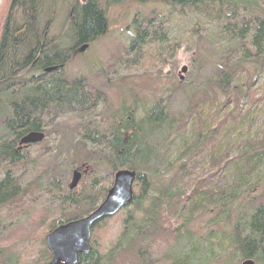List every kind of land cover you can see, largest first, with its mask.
<instances>
[{"label": "trees", "instance_id": "16d2710c", "mask_svg": "<svg viewBox=\"0 0 264 264\" xmlns=\"http://www.w3.org/2000/svg\"><path fill=\"white\" fill-rule=\"evenodd\" d=\"M161 1L168 17L135 20L128 53L154 41L159 53L165 51L171 19L179 17L191 33L208 39L216 60L209 77L184 93L182 114L172 116L156 103L139 119L127 118L120 107L104 120L98 114L102 96L62 72L75 46L104 32L99 0L75 4L69 22L75 33L56 45L46 25L60 1L9 0L0 11V236L15 227L25 232L20 244L0 246V264L49 262L45 235L90 214L119 170L136 175L132 201L119 212L120 233L103 245L96 233L107 219L96 224L91 252L77 264H264V0ZM64 120L86 151L82 163L103 170L90 175L85 167L72 191L60 171L70 157L54 158L57 147L48 151L44 144ZM31 133L44 139L24 148ZM258 187L259 198L234 209ZM207 215V231L196 233L192 225ZM42 218L37 240L32 226ZM32 240L35 258L25 263L24 246Z\"/></svg>", "mask_w": 264, "mask_h": 264}, {"label": "rangeland", "instance_id": "374dc122", "mask_svg": "<svg viewBox=\"0 0 264 264\" xmlns=\"http://www.w3.org/2000/svg\"><path fill=\"white\" fill-rule=\"evenodd\" d=\"M56 1L60 2L52 6L53 19L48 23L45 21L47 23V37L53 42V45L60 43L57 42L59 37L65 36L69 39L72 37L71 33H75V27L69 26V22L73 17L75 4H82L88 0ZM99 2L100 4H98L104 12V32L88 43L75 46L65 56V59L62 60V72H64L66 80L73 81L76 78H82L88 88L97 91L102 96L103 101L98 114L101 113L104 120L113 116V113L116 114L120 107H124L127 118L132 115L139 119L147 113V109L156 103L165 105L172 116L182 114L186 108L184 93L195 82L198 83L202 81V78L209 77L215 63V57H210L211 49L208 48V39L198 33H191L189 31L190 23L186 19H179L178 17L171 19L168 28L170 34H168L167 45L164 46L167 51H160L161 53H159L158 48L161 45L154 41L144 45L141 53L136 51L128 53L130 42L134 37L133 22L142 19L148 20L159 14L167 18V9L161 4V0H123L120 4H109L107 0H99ZM7 5L9 6V0H3L0 11H4ZM70 42L72 41L68 43ZM125 60L129 62L124 65L123 61ZM132 60L135 61L132 62ZM183 68H185V72H182ZM70 127L69 122L64 120L56 129L58 133L54 130V134L47 136L46 132L49 130L44 132L46 135L44 144L48 147V151L50 148L55 149L57 147L56 152L53 150L54 158L58 153L62 157H70V160L66 161L60 170L63 176L61 182L68 191L79 189V187L72 190L69 188L72 181V164H74V170L78 172L86 171L85 167L88 166L90 175L100 174L103 171L101 167L93 169L92 165H87L93 164L92 162L86 164L83 161L82 163L83 154L86 151L79 147L81 145L75 140L76 135L74 132L72 133L74 130ZM42 139H44V134ZM39 142L30 143L24 148L36 147ZM74 143L76 145L72 147ZM75 148L76 150L72 151ZM95 152L91 153L94 154ZM89 177V175L85 177V182ZM260 192L261 188L258 187L252 194L244 195L236 203L234 209L249 198L254 200L259 198ZM30 194L35 195L36 193L30 192ZM122 213L107 219L98 229L96 234L103 245L112 241L120 233ZM208 218H210L209 215L199 218L192 225V229L199 234L205 233L207 231L205 223ZM44 221L45 218H42L41 222H36L32 226L33 237L37 240L44 230ZM219 229L222 232L225 231L224 226H219ZM23 233L25 232L22 228H12L0 236V246L10 247L20 244L18 241L22 238ZM29 243L24 246L26 247V254L28 253L29 256L22 253V260L25 263L35 258L37 241L32 240ZM22 251H24L23 248H20V252ZM241 263L242 261L239 264ZM253 263L255 264L254 261Z\"/></svg>", "mask_w": 264, "mask_h": 264}, {"label": "water", "instance_id": "95a60500", "mask_svg": "<svg viewBox=\"0 0 264 264\" xmlns=\"http://www.w3.org/2000/svg\"><path fill=\"white\" fill-rule=\"evenodd\" d=\"M3 0H0V8ZM84 48V47H83ZM83 50V49H81ZM185 72V68L182 69ZM42 135L31 133L23 138V143H37ZM80 174L75 171L70 189L77 186ZM136 180L134 172L119 170L113 176L111 187L102 202L87 216L61 224L49 232L45 238V246L50 255L46 264H77L81 255L91 252V232L99 222L112 218L121 209L128 206L133 198V188ZM241 264H254L251 259H245Z\"/></svg>", "mask_w": 264, "mask_h": 264}, {"label": "bare ground", "instance_id": "6f19581e", "mask_svg": "<svg viewBox=\"0 0 264 264\" xmlns=\"http://www.w3.org/2000/svg\"><path fill=\"white\" fill-rule=\"evenodd\" d=\"M106 196V195H105ZM105 198V197H104Z\"/></svg>", "mask_w": 264, "mask_h": 264}]
</instances>
